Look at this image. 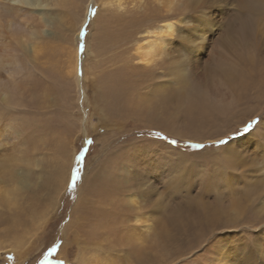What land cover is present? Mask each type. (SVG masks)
<instances>
[{
	"label": "rangeland",
	"instance_id": "374dc122",
	"mask_svg": "<svg viewBox=\"0 0 264 264\" xmlns=\"http://www.w3.org/2000/svg\"><path fill=\"white\" fill-rule=\"evenodd\" d=\"M92 1L49 0L35 10L50 23L37 13L28 21L14 17L26 32L0 35V50L10 48L20 67L13 85L21 88L15 101L0 97V126L19 135L0 148L8 181L0 188L12 191L14 175L28 173L24 189L0 194V264H211L219 246L251 249L264 264V80L260 88L241 86L257 82L242 59L264 62V20L245 32L236 0L219 1L212 13L186 0L173 16L207 23L187 35L190 55L205 38L188 84L179 81L155 106L146 97L158 73L148 72L143 87L129 90L137 99L126 108L115 86L134 62L129 41L111 38L123 33L126 16L157 7L153 0ZM183 55L177 50V64ZM74 61L86 103L77 94ZM153 209L159 225L136 221ZM202 209L216 210L218 224L199 227Z\"/></svg>",
	"mask_w": 264,
	"mask_h": 264
},
{
	"label": "bare ground",
	"instance_id": "6f19581e",
	"mask_svg": "<svg viewBox=\"0 0 264 264\" xmlns=\"http://www.w3.org/2000/svg\"><path fill=\"white\" fill-rule=\"evenodd\" d=\"M192 1L194 2V5H193L194 8L200 10L199 9V4H200V8L203 9L201 7L203 4V0L202 1L201 0L200 1L199 0H192ZM219 1H222V0H214L213 3L218 4ZM153 2L155 3V6L157 8L154 7L153 9H151L149 11V13H147L143 16H134L133 14H130V15H132V17L130 15H129V17L126 16V19H124V22H125L124 28L125 29L123 28L121 30V32L123 31V33H119L117 35L115 34V36H113L111 38L112 40H118V41H121L123 43L125 41L126 42L129 41L127 51H128V53H131V54H129L130 62H134V63H132V65H130L129 62H126V63H129L130 67H129V69L126 68V71H124V73L122 74L123 77L116 81V86H115V91L118 94V96L119 97L123 96V99H124L123 101L125 103L126 108H129V104L126 105L128 102L132 103L137 99V98L136 99L134 98L135 95L133 94V92L129 91V90L133 89V88L136 89V87L140 86L139 84H142V87H143V82L147 80L146 76H148V72L158 73V74L153 75V77L155 76L156 78L154 77L155 81L153 83L151 82L152 86L149 89L150 94H148L149 96L147 95L146 99H149L150 103L152 101L153 105H155V106H158V104H162L164 100L168 99V97H170L172 95V92L176 89L177 83L179 81L185 82L187 80V84H188V78L191 75V67H192V65H194V63H196L197 60H199L201 50L203 49V46L201 44L204 42L205 38L203 37V34H201L200 38H199L200 43H201L200 46L198 45L197 46L198 48L196 47L195 50L192 47V49L194 50V51H192V53H193L192 55L187 53V46H188L187 45V43H188L187 35L194 28L200 29L201 20L193 21L186 14L183 15L179 19H177L173 16V13L177 7L181 8L183 11L186 9L187 4H188L186 2V0H183V1L181 0L180 1V2H182L181 4L178 3L179 0H153ZM236 2H238L242 8V10L239 11V13H241L240 17L243 15L247 16V17L246 16L241 17L242 21L239 25L240 29L242 31L246 32V31H248L249 26H251L252 30L256 31L258 26L264 20V0H236ZM93 3H94V0L92 1L91 4H93ZM42 6H45V7L51 6V2H49V0H0V35L4 34V32L9 34L10 36L11 35H17V34L22 33V32H26L27 29L25 28V24H20L18 22L16 23L15 20L13 21L12 18L16 17V18H20L22 20L28 21L29 19H31V16L34 13H37V11L35 9L42 8ZM188 6H189V4H188ZM118 7L121 8L123 6L119 3ZM204 8L210 9V12H211V10H214L215 8H218V7L217 6L213 7V6L204 5ZM203 11H204V9H203ZM125 12L129 13V11H125ZM161 13H164V15H162ZM37 14H39L41 16V20L44 24L46 22H49V23L51 22V19H49V17H46V14L44 13V11L38 12ZM182 14H180V15H182ZM200 14H202V13H200ZM77 22H78V24H80V26L83 23V21H81V20H77ZM122 24H124V23H122ZM206 26H207V23L202 21L201 29L202 30L206 29L207 28ZM31 33H33V32H31ZM185 33H186V35H185ZM135 34H138V35H135ZM181 37H183L184 39H181ZM76 38H78V37H76ZM177 50H178V53H182V54H184L183 56H185L184 58H182L183 63H180L181 61L179 62V64L176 63V61L178 59L177 58ZM72 55H73V53H72ZM75 58H76V56L74 57V59ZM242 60L247 61L245 63L243 62L244 65L248 66L247 71L254 70L255 80L253 78V75L251 76V80H254L257 82H256V84L254 82H253V84L252 83L247 84L246 82H244V84H243L240 81L241 86H245L247 88L248 86L250 87V85H251L252 88H254V89L260 88L261 85H257V83L261 80H264V62L262 63V65L257 64L258 65L257 66L255 64L256 65L255 66L254 65V59L251 57H248L247 60L246 59H242ZM76 61H74V65H73V70H74V79L73 80L75 81L78 97H81L82 101H84L86 103L87 101H86L85 89L82 87V74H81V76L75 75V71H76V67H77ZM19 68L20 67H19L17 61L15 60V56L13 55L10 48H6L5 50H0V69H3L5 74H6L5 77L0 76V97L2 98L3 101H9V100L15 101L14 96L21 89V88H15V86L13 85L14 84L13 81L15 80V74L18 72ZM158 69H163L164 70L163 74H159V72H156V71H158ZM245 70L246 69H244V66H243V71H245ZM126 72H128V73H126ZM136 78L138 80H136ZM141 78H143V79H141ZM139 79H141L142 81H139ZM113 87H114V85H113ZM118 96H117V98H118ZM124 97H126V98H124ZM131 106L133 107V105H131ZM153 108H155V107H153ZM15 135H16L15 130L12 126L7 125L4 128H1V126H0V148L6 147V144H10V143L12 144L14 139L17 136H19V135H17V136H15ZM249 135H247L245 138H248ZM241 140H245V139L244 138L239 139L238 141L240 142ZM253 143H256V142H253ZM22 150H24V149H22ZM16 157H19V156H16ZM23 157H21V159ZM242 160H244V159H242ZM245 161H246V159H245ZM237 167H239V166H237ZM13 171H14V168H13ZM21 171H23V170H21ZM23 172H25V171H23ZM2 174L3 173H1V171H0V186L4 183L3 187H5L6 183L8 181L6 182L5 179H3ZM6 174L8 175V173H6ZM26 175H22V174L20 175V173H16L14 176L16 177L17 180L15 179V181L12 182L13 187L10 188V189H12V191L6 190L5 188L4 189L0 188V192H1L0 194L7 195V194H11V192H13L15 190L24 189L27 186V181H26L27 178H25ZM9 176H7V177H9ZM14 183H16V184H14ZM251 183H253V182H251ZM251 188H252V186H251ZM14 193H16V192H14ZM7 196H9V195H7ZM13 196H15V195H13ZM3 199H4V197H3ZM16 202H18V200ZM129 203L133 204L134 206H137L138 205V197H136L134 195L129 196ZM157 208H159V207H157ZM149 212H150V214L146 218H144L143 216H140V217L137 216L138 218H136V221L137 222L143 221L145 223L150 222V225H149L150 228L152 226V223H154L155 225H159L160 220H161V217L159 215L160 212L157 209L149 210ZM199 213L200 214L195 217L196 223L199 225V227H200V225H201V227H204V226H207L209 224H218L219 217H218L216 210H214V209H202V211ZM80 229H82V228H80ZM164 231L165 232L163 234H165V236H167V234L169 232L167 230H164ZM197 232L199 233L198 230H197ZM92 234L95 236V234H96L95 231H92ZM211 258H212L211 264H257L256 255H255L254 251H252L251 249H248V248H245L243 250H236L235 248H227L226 246L225 247L219 246V247H217V249H215L213 251V255Z\"/></svg>",
	"mask_w": 264,
	"mask_h": 264
},
{
	"label": "snow or ice",
	"instance_id": "6c2138e0",
	"mask_svg": "<svg viewBox=\"0 0 264 264\" xmlns=\"http://www.w3.org/2000/svg\"><path fill=\"white\" fill-rule=\"evenodd\" d=\"M204 5H208V6H219V4H216V3H213V0H203V4L202 6ZM201 6V7H202ZM84 33L81 32V36H83ZM181 39H184L183 37H181ZM256 122L255 121H252L251 123L247 124L244 128H243V131L244 132H249V129L252 128V126L255 124ZM172 144H175L177 143L175 140L171 141ZM225 141L224 140H219L218 141V144L221 145V144H224ZM190 147L192 149H203L205 146L202 145V144H192L190 145ZM84 158V152L83 151H80L79 155L76 157V162H77V165L80 164V161ZM79 171H80V168L77 167L74 171H73V174H72V182L73 184L75 183V181L77 180L78 178V174H79ZM261 197H264V191H261L260 193ZM54 251V249H53ZM51 254V251L49 252V255ZM45 261L48 260V255H45L44 257Z\"/></svg>",
	"mask_w": 264,
	"mask_h": 264
}]
</instances>
